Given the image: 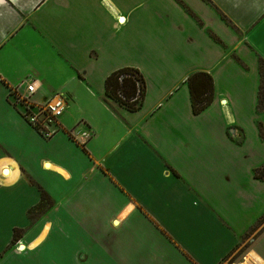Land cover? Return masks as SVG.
<instances>
[{
	"label": "crops",
	"instance_id": "0c3cea01",
	"mask_svg": "<svg viewBox=\"0 0 264 264\" xmlns=\"http://www.w3.org/2000/svg\"><path fill=\"white\" fill-rule=\"evenodd\" d=\"M185 1L193 18L142 32L124 0H0V264H264V181L247 145L259 64L254 81L238 69L229 32L247 29L264 60V0H208L226 14ZM121 68L145 79L137 112L105 102ZM195 72L215 88L200 115ZM30 84L31 103L67 101L51 138L16 104Z\"/></svg>",
	"mask_w": 264,
	"mask_h": 264
},
{
	"label": "rangeland",
	"instance_id": "374dc122",
	"mask_svg": "<svg viewBox=\"0 0 264 264\" xmlns=\"http://www.w3.org/2000/svg\"><path fill=\"white\" fill-rule=\"evenodd\" d=\"M204 1L208 3V8L204 7L206 8L205 9L206 11L199 12V14H226L222 11L220 12L216 4H213L208 0H204ZM124 3L126 7L124 14H138V17H140V19L136 20L135 25L138 26L142 32H145V30L152 31L153 29L159 31L166 17L169 15H172V19L174 23V21L182 20L185 14L190 17H192L191 14H193L192 8L187 5V2L185 0H155V1L124 0ZM178 24L182 25L183 23L178 22L175 24V26ZM229 26H230L229 32L231 34V37L234 36L236 39V43H235L236 48L234 50H232L231 48L232 58L235 59L238 69L241 68L244 71V73H247L248 76L252 78V80L254 81V79H256V75H254L252 71L250 72V70H248V67L252 66L254 61H256V63L258 62L259 64L260 60H262L261 59L262 55L260 54V50H258V48L260 49L259 47L260 45L258 46V48L254 47L253 45H246L245 39L248 35V30L242 27H238L237 25L236 26L229 25ZM159 39L160 36L156 38V43L159 42ZM142 41H143V46L152 47L154 44V40L149 39L147 36L142 37ZM189 48L191 50V54L194 55L193 58H191V60L193 62L198 61L200 57L196 58L195 56L196 54L192 46H189ZM153 53L156 54V52ZM156 61L160 62L158 58L156 59ZM139 66H143L147 71H151L152 73H154L155 70L157 69V64L143 60H141ZM223 97H229L230 99L229 93L224 90H223ZM230 101H232V99H230ZM256 107H257L256 115H258L259 117L256 120V125L259 129V134H257L256 137L255 134L248 132L249 136L247 138V145L251 147V149L255 152L256 156L254 162L256 161L259 162L256 168L259 169L264 167V136L261 135V131L264 135V119L260 117V116H264V110L263 109L258 110V105ZM261 223H264V216L260 220L259 224Z\"/></svg>",
	"mask_w": 264,
	"mask_h": 264
},
{
	"label": "trees",
	"instance_id": "16d2710c",
	"mask_svg": "<svg viewBox=\"0 0 264 264\" xmlns=\"http://www.w3.org/2000/svg\"><path fill=\"white\" fill-rule=\"evenodd\" d=\"M260 86L258 92V110H264V60L259 63ZM194 115L203 113L215 99L214 80L207 72L192 73L187 79ZM146 95V82L135 68H121L112 72L105 80V102L113 103L130 112L139 111ZM261 135H263L261 131ZM254 177L264 181V167L255 169ZM45 194H42V202ZM17 236L14 235V239Z\"/></svg>",
	"mask_w": 264,
	"mask_h": 264
},
{
	"label": "built area",
	"instance_id": "2783aa9c",
	"mask_svg": "<svg viewBox=\"0 0 264 264\" xmlns=\"http://www.w3.org/2000/svg\"><path fill=\"white\" fill-rule=\"evenodd\" d=\"M21 85L15 88L16 93ZM35 92V84L28 85L26 95L17 96L16 104L22 106V115L25 120L48 139L59 130V120L67 109V101L62 95L55 94L43 103L34 104L30 102V99ZM81 136L87 138L89 134L83 133Z\"/></svg>",
	"mask_w": 264,
	"mask_h": 264
}]
</instances>
